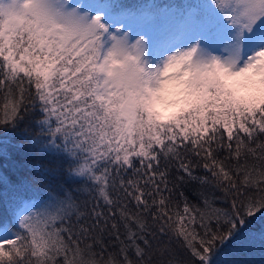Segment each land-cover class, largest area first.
<instances>
[{
  "label": "snow or ice",
  "instance_id": "obj_1",
  "mask_svg": "<svg viewBox=\"0 0 264 264\" xmlns=\"http://www.w3.org/2000/svg\"><path fill=\"white\" fill-rule=\"evenodd\" d=\"M158 20L118 0H0V128L33 120L57 154L45 171L77 185L0 222V264H230L226 247L255 240L264 0H197L163 41L144 27Z\"/></svg>",
  "mask_w": 264,
  "mask_h": 264
},
{
  "label": "trees",
  "instance_id": "obj_2",
  "mask_svg": "<svg viewBox=\"0 0 264 264\" xmlns=\"http://www.w3.org/2000/svg\"><path fill=\"white\" fill-rule=\"evenodd\" d=\"M125 8L136 11L146 10L159 15L156 28L163 24L173 14L181 13L185 5L197 0H118ZM167 12L169 15H163ZM139 18H133V21ZM154 27V26H153ZM31 112V109H29ZM39 132V127L33 120L23 121L17 128H0V222H6L18 211L24 203L45 200L49 193L62 195L68 188H75L65 177L46 172L53 167L57 156L54 152L42 151L33 144V138ZM202 174V172H201ZM80 200L87 199L86 194L76 193ZM187 195L193 204H197L196 190L188 188ZM215 207H226L222 199H218ZM248 230L264 233V217L257 215L249 221ZM233 248L229 256L230 264H264V244L260 236H256L247 245H229L224 252ZM108 251H114L111 247ZM223 252V253H224Z\"/></svg>",
  "mask_w": 264,
  "mask_h": 264
},
{
  "label": "rangeland",
  "instance_id": "obj_3",
  "mask_svg": "<svg viewBox=\"0 0 264 264\" xmlns=\"http://www.w3.org/2000/svg\"><path fill=\"white\" fill-rule=\"evenodd\" d=\"M72 3H79L80 0H71ZM172 16H177V14H173ZM171 16V17H172ZM170 17V18H171ZM170 18L166 21V23L164 24V26L162 28H160L159 30H155L152 28V25H144L145 27V30H151V31H154V38L157 40V41H163L166 36H167V27H168V23L170 22ZM142 23V21H133V22H129L130 26H132L135 30V28L140 25ZM133 30V35H135V31ZM39 201H42V200H32L30 201L29 203H27L26 205H30V204H34V203H38ZM248 231V234L251 235L252 237H258L260 236L261 237V231H256V230H247ZM264 231V230H263ZM237 245L239 244L238 242L236 243ZM235 246L232 245V247ZM233 254V248L229 249L228 251L224 252L221 254V258L222 259H225L226 261H229V256Z\"/></svg>",
  "mask_w": 264,
  "mask_h": 264
}]
</instances>
